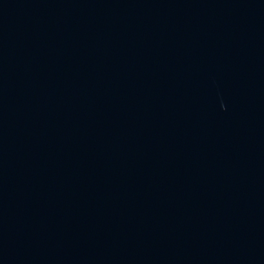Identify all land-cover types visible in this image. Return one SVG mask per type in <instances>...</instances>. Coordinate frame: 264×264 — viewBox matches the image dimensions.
<instances>
[{"label": "water", "instance_id": "1", "mask_svg": "<svg viewBox=\"0 0 264 264\" xmlns=\"http://www.w3.org/2000/svg\"><path fill=\"white\" fill-rule=\"evenodd\" d=\"M0 264H264V0H0Z\"/></svg>", "mask_w": 264, "mask_h": 264}]
</instances>
